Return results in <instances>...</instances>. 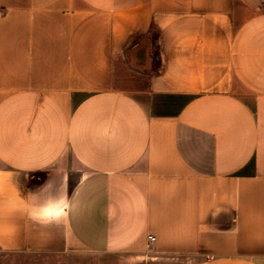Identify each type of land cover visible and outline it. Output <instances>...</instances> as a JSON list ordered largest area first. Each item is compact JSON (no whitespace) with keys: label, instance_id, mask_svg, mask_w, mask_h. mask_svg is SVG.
<instances>
[{"label":"crops","instance_id":"obj_1","mask_svg":"<svg viewBox=\"0 0 264 264\" xmlns=\"http://www.w3.org/2000/svg\"><path fill=\"white\" fill-rule=\"evenodd\" d=\"M0 253L264 264V0H0Z\"/></svg>","mask_w":264,"mask_h":264},{"label":"rangeland","instance_id":"obj_2","mask_svg":"<svg viewBox=\"0 0 264 264\" xmlns=\"http://www.w3.org/2000/svg\"><path fill=\"white\" fill-rule=\"evenodd\" d=\"M169 259H156L154 264H169ZM61 258L51 255L0 253V264H60Z\"/></svg>","mask_w":264,"mask_h":264},{"label":"built area","instance_id":"obj_3","mask_svg":"<svg viewBox=\"0 0 264 264\" xmlns=\"http://www.w3.org/2000/svg\"><path fill=\"white\" fill-rule=\"evenodd\" d=\"M150 238H151L152 240H155V237H154V236H150Z\"/></svg>","mask_w":264,"mask_h":264}]
</instances>
